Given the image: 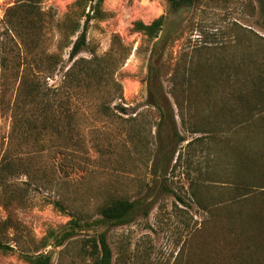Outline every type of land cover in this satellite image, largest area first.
Instances as JSON below:
<instances>
[{
  "label": "rangeland",
  "instance_id": "rangeland-1",
  "mask_svg": "<svg viewBox=\"0 0 264 264\" xmlns=\"http://www.w3.org/2000/svg\"><path fill=\"white\" fill-rule=\"evenodd\" d=\"M32 1L24 14L20 0H0V240L10 248L0 264H27L23 256L36 253L48 254L50 264H91L83 240L99 233L112 264H226L229 233L246 228L229 213L237 206L229 201L238 195L232 180L252 172L248 159L257 164L253 174H264V121L255 117L246 131L231 114H245L239 81L264 66V0H198L175 15L165 0H103V17L90 23L78 57L116 51L122 99L107 114L96 106L105 99L97 92L85 105L57 109L55 90L69 65L63 46L73 40L67 15L77 0ZM161 15L154 41L131 31L134 21ZM196 183L207 211L190 192ZM117 198L136 202L127 224L85 227L60 248H41L49 229L71 217L94 222L99 207Z\"/></svg>",
  "mask_w": 264,
  "mask_h": 264
},
{
  "label": "trees",
  "instance_id": "trees-1",
  "mask_svg": "<svg viewBox=\"0 0 264 264\" xmlns=\"http://www.w3.org/2000/svg\"><path fill=\"white\" fill-rule=\"evenodd\" d=\"M20 1L22 3L18 8H20L24 14H29L32 11L31 2L33 1ZM93 1L94 0H77L72 5L67 15V26L65 30L67 36L71 37L73 40H69L68 44L63 46L69 48L67 56L69 65L66 67L54 94L57 109L60 113L67 112L70 108L76 107L78 104H87L86 98L90 97L94 92L105 95V99L96 104L97 108L104 114L108 113L110 105L122 99L121 85L114 77L115 71L112 58L116 51L113 50V47H111L109 53L102 57L92 56L89 59L78 57L87 44V32L90 23L94 20H100L103 17V12L101 10L103 0H97L91 5L90 3ZM165 1L168 4L169 13L175 15L181 10L193 7L198 0ZM86 8H88V11H86ZM165 20L166 18L164 15L153 19L147 24L140 20H136L132 23L131 31L140 33L148 41L152 42L157 39L159 33L162 31ZM114 37L119 39L118 36ZM119 52L124 58V55L128 53V49L121 44ZM60 59L61 58H58L57 64L61 61ZM193 66L192 63L189 64V67H192L190 68L191 72L197 70V67L194 66L193 68ZM153 70L154 67L150 66L148 83L151 82V84L153 83L152 81L157 79L155 70ZM208 70L210 72L212 71L211 66ZM199 71L200 68L198 69V72ZM251 71L253 72L249 75L250 80L245 79L246 81L244 82L239 81L242 85H238L239 92L237 94V99L239 100V107L245 110V114L239 115L237 113V108H234L231 112L233 119L237 121L240 128L246 131L254 125L255 117L260 116V120L264 121V66H258L257 69L255 68ZM198 79L199 78L194 77L189 79V81L191 82L192 80ZM210 79L204 82L207 88ZM212 81H214V79L211 80V82ZM244 85L249 86L248 94L246 95L241 92V86ZM160 101H162V99H160ZM160 101L155 102V104L147 101V105H163ZM164 102L167 106L169 105L166 98H164L163 103ZM114 107V109L120 113L124 111L121 106L114 105ZM208 118L212 122L213 117L208 116ZM180 141H184V139H180ZM189 144L190 143H188V145ZM248 160L251 161V159ZM250 161L247 162L246 166L252 172L249 175H239L237 172L230 185L231 192L238 195H234L232 199L229 200L233 202V205H237L234 208V212L230 210L229 213H234V221L237 225H239L238 222L243 221L242 224H246V228L238 231L233 229L229 233L232 254L228 258L226 264H264V174H253V170L257 164ZM253 182L261 183H257V185ZM189 186L192 196L196 199V204L204 211H207L209 207L205 205L206 202H201L196 194L197 188L199 187L197 183L189 184ZM209 199L211 201L213 198L209 197ZM177 200L182 202L180 197H177ZM255 200L260 201V204L254 206L250 210H245L243 208V206H245L243 204ZM53 205L59 211L65 213V209L60 202H54ZM136 206L135 201H130L128 199H110L99 207V219L94 222H83L80 218L71 217L67 224L59 230L49 229L41 240V248H60L85 227H96L102 224L111 226L127 224L132 213L137 208ZM239 206H242V208H239ZM7 250H10V248L5 246L0 240V252ZM82 252L83 256H85L91 264H112V253L106 240L105 233H99L94 237L83 240ZM23 258L27 264H50L49 255L44 253L24 255Z\"/></svg>",
  "mask_w": 264,
  "mask_h": 264
}]
</instances>
